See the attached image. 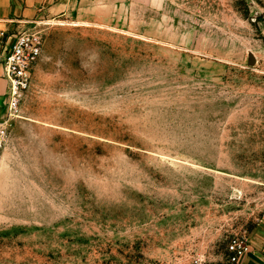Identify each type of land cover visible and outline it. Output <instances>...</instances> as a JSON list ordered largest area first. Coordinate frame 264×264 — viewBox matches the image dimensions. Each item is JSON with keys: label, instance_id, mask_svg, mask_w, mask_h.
Wrapping results in <instances>:
<instances>
[{"label": "rangeland", "instance_id": "rangeland-1", "mask_svg": "<svg viewBox=\"0 0 264 264\" xmlns=\"http://www.w3.org/2000/svg\"><path fill=\"white\" fill-rule=\"evenodd\" d=\"M39 21L0 150V264H234L264 220V0Z\"/></svg>", "mask_w": 264, "mask_h": 264}, {"label": "crops", "instance_id": "crops-1", "mask_svg": "<svg viewBox=\"0 0 264 264\" xmlns=\"http://www.w3.org/2000/svg\"><path fill=\"white\" fill-rule=\"evenodd\" d=\"M77 0H0V118L6 113L9 80L2 61L10 50L16 31L67 15L76 8ZM250 251L240 258V264H264V220L247 239Z\"/></svg>", "mask_w": 264, "mask_h": 264}, {"label": "built area", "instance_id": "built-area-1", "mask_svg": "<svg viewBox=\"0 0 264 264\" xmlns=\"http://www.w3.org/2000/svg\"><path fill=\"white\" fill-rule=\"evenodd\" d=\"M42 47L40 30L33 26L22 28L14 33L10 50L2 61L9 89L6 113L0 118V150L6 142L10 121L16 116L23 93L30 85L31 71L41 56ZM229 250L230 261L240 264V258L250 251V245L246 238H238L230 242Z\"/></svg>", "mask_w": 264, "mask_h": 264}]
</instances>
